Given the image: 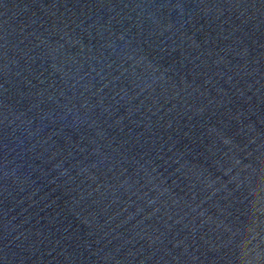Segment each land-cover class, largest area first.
<instances>
[{
  "label": "water",
  "instance_id": "1",
  "mask_svg": "<svg viewBox=\"0 0 264 264\" xmlns=\"http://www.w3.org/2000/svg\"><path fill=\"white\" fill-rule=\"evenodd\" d=\"M0 264H264V0H0Z\"/></svg>",
  "mask_w": 264,
  "mask_h": 264
}]
</instances>
